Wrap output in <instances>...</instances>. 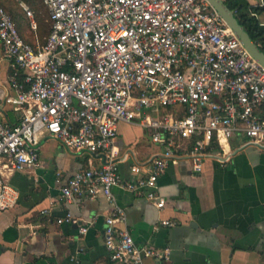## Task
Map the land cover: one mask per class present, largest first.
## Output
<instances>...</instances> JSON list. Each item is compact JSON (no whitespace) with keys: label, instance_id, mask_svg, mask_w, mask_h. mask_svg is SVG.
Listing matches in <instances>:
<instances>
[{"label":"built area","instance_id":"1","mask_svg":"<svg viewBox=\"0 0 264 264\" xmlns=\"http://www.w3.org/2000/svg\"><path fill=\"white\" fill-rule=\"evenodd\" d=\"M17 2L34 31L32 9ZM43 2L50 30L41 43L25 40L0 2V50L15 92L6 101L22 112L15 124L0 121V210L19 197L8 176L41 166L45 138L90 156L60 187L62 198L102 193L113 200L112 188L119 186L157 207L165 204L157 178L169 163L184 158L200 172L213 144L224 150L235 133L248 142L264 139L257 113L264 66L208 0ZM121 121L148 127L162 145L145 159L134 156L128 177L119 168ZM61 222L79 224L72 214L56 219ZM86 230L80 224L79 232ZM103 240L113 264L169 259V248L135 242L119 205L104 217Z\"/></svg>","mask_w":264,"mask_h":264},{"label":"crops","instance_id":"2","mask_svg":"<svg viewBox=\"0 0 264 264\" xmlns=\"http://www.w3.org/2000/svg\"><path fill=\"white\" fill-rule=\"evenodd\" d=\"M252 14L264 25V11ZM11 71L0 50V121L15 124L22 112L6 101L15 93ZM257 113L264 118V103ZM116 140L124 177L131 175L134 156L145 159L162 150L152 141L150 129L138 123L119 122ZM224 150L213 144L200 172L184 158L169 163L157 178V192L165 199L157 207L153 200L119 186L112 188L113 200L102 193L92 199L62 198L60 187L88 165L90 156L53 138L43 139L41 166L8 176L19 197L13 207L0 210V264H113L103 229L104 217L115 205L125 209L127 227L138 245L169 248L163 264H264V139L248 142L244 134L235 133ZM66 214L77 217L79 224L56 223ZM161 219L176 224L161 225ZM80 224L87 225L84 233L79 232Z\"/></svg>","mask_w":264,"mask_h":264},{"label":"rangeland","instance_id":"3","mask_svg":"<svg viewBox=\"0 0 264 264\" xmlns=\"http://www.w3.org/2000/svg\"><path fill=\"white\" fill-rule=\"evenodd\" d=\"M24 1H26L30 6V8L32 9L33 17L37 22V28L35 32H32L28 29L27 18L24 15L22 9L19 7L17 0H0V2L3 4V6L12 16L13 20L16 21L15 20L16 17L21 22L22 29L18 27L21 35L23 37L25 34L32 36L33 39L34 38L37 39L35 41L41 43L45 39L50 27V22L48 19L49 18L48 9L44 4L43 0H24ZM24 31L25 34L23 33Z\"/></svg>","mask_w":264,"mask_h":264},{"label":"trees","instance_id":"4","mask_svg":"<svg viewBox=\"0 0 264 264\" xmlns=\"http://www.w3.org/2000/svg\"><path fill=\"white\" fill-rule=\"evenodd\" d=\"M224 1L232 10H234V12L237 14L240 22L247 30L250 37L256 42H258L260 48L264 51V25L261 24L258 21V19L255 17V15L252 14V13H260L261 11H264V2L262 5H252L249 3L248 0H224ZM14 22L17 26L16 21ZM18 27L19 26H17V28Z\"/></svg>","mask_w":264,"mask_h":264},{"label":"water","instance_id":"5","mask_svg":"<svg viewBox=\"0 0 264 264\" xmlns=\"http://www.w3.org/2000/svg\"><path fill=\"white\" fill-rule=\"evenodd\" d=\"M217 12L224 18L235 35L240 39L245 48L249 51L252 57L258 60L264 66V51L248 34L240 22L237 14L232 10L224 0H208Z\"/></svg>","mask_w":264,"mask_h":264}]
</instances>
